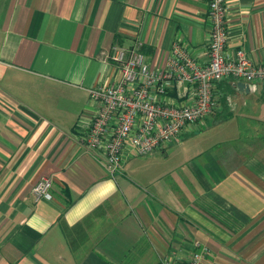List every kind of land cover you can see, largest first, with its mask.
I'll return each instance as SVG.
<instances>
[{
    "label": "crops",
    "instance_id": "1",
    "mask_svg": "<svg viewBox=\"0 0 264 264\" xmlns=\"http://www.w3.org/2000/svg\"><path fill=\"white\" fill-rule=\"evenodd\" d=\"M208 4L0 0V264H186L195 240L202 264H264V82H218L215 112L163 150L125 148L113 176L82 142L90 90L120 76L112 47L160 69L179 42L205 64ZM226 18V53L264 64V0Z\"/></svg>",
    "mask_w": 264,
    "mask_h": 264
},
{
    "label": "built area",
    "instance_id": "2",
    "mask_svg": "<svg viewBox=\"0 0 264 264\" xmlns=\"http://www.w3.org/2000/svg\"><path fill=\"white\" fill-rule=\"evenodd\" d=\"M230 2L209 0L211 29L205 64L197 62L179 42L173 43L165 67L160 69H152L137 48L112 47L109 60L119 67L120 76L90 90L99 108L82 137L87 148L104 153L109 175L120 169L125 148L136 155L163 150L178 143L187 126L215 112L218 82L234 79L248 86L264 82V64L253 63L241 50L234 56L225 51ZM170 88L175 94H170ZM51 186V178H40L31 189L35 201L51 199ZM205 251L195 240L186 264H202ZM175 260L167 256L162 264Z\"/></svg>",
    "mask_w": 264,
    "mask_h": 264
},
{
    "label": "water",
    "instance_id": "3",
    "mask_svg": "<svg viewBox=\"0 0 264 264\" xmlns=\"http://www.w3.org/2000/svg\"><path fill=\"white\" fill-rule=\"evenodd\" d=\"M237 86H238V88L240 90H245V91H248L249 90V86L246 83H244V82H239L237 84Z\"/></svg>",
    "mask_w": 264,
    "mask_h": 264
}]
</instances>
